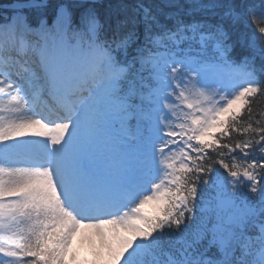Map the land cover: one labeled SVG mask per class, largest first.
Masks as SVG:
<instances>
[{"label": "snow or ice", "instance_id": "6c2138e0", "mask_svg": "<svg viewBox=\"0 0 264 264\" xmlns=\"http://www.w3.org/2000/svg\"><path fill=\"white\" fill-rule=\"evenodd\" d=\"M5 8L0 264H264L253 0Z\"/></svg>", "mask_w": 264, "mask_h": 264}, {"label": "trees", "instance_id": "16d2710c", "mask_svg": "<svg viewBox=\"0 0 264 264\" xmlns=\"http://www.w3.org/2000/svg\"><path fill=\"white\" fill-rule=\"evenodd\" d=\"M10 2H12V0H0V3H10ZM111 2H114V0H100L99 4H97L102 19L105 15L107 5ZM129 2H131V0H129ZM253 2L258 5V9H257L258 13L261 11H264V9L259 8L261 0H253ZM261 108H264V103L262 104L261 101L258 104L254 105L255 111H259ZM216 167H219V166L217 165Z\"/></svg>", "mask_w": 264, "mask_h": 264}, {"label": "bare ground", "instance_id": "6f19581e", "mask_svg": "<svg viewBox=\"0 0 264 264\" xmlns=\"http://www.w3.org/2000/svg\"><path fill=\"white\" fill-rule=\"evenodd\" d=\"M79 239V238H78ZM85 246H86V241H85ZM83 255H87V252H85ZM91 257H89V259H90Z\"/></svg>", "mask_w": 264, "mask_h": 264}, {"label": "water", "instance_id": "95a60500", "mask_svg": "<svg viewBox=\"0 0 264 264\" xmlns=\"http://www.w3.org/2000/svg\"><path fill=\"white\" fill-rule=\"evenodd\" d=\"M6 5H0L1 8H5Z\"/></svg>", "mask_w": 264, "mask_h": 264}, {"label": "rangeland", "instance_id": "374dc122", "mask_svg": "<svg viewBox=\"0 0 264 264\" xmlns=\"http://www.w3.org/2000/svg\"><path fill=\"white\" fill-rule=\"evenodd\" d=\"M6 13V12H5Z\"/></svg>", "mask_w": 264, "mask_h": 264}]
</instances>
